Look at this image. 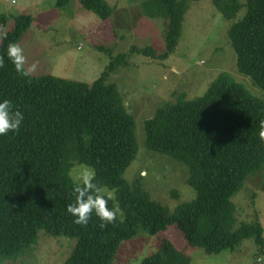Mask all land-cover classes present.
<instances>
[{
	"label": "trees",
	"instance_id": "1",
	"mask_svg": "<svg viewBox=\"0 0 264 264\" xmlns=\"http://www.w3.org/2000/svg\"><path fill=\"white\" fill-rule=\"evenodd\" d=\"M212 2L230 22L227 35L239 73L264 91V0ZM140 3L145 16L168 21L165 51L133 45L129 52L114 54L97 44L111 58L93 83L52 74L18 75L6 48L19 43L34 18L0 13V30L9 26L0 40V99H9L24 116L18 131L0 136V262L25 254L41 230L73 241L64 264H112L122 241L139 232L155 235L171 225L207 254L234 251L249 238L264 251L259 214L251 222H239L233 201L248 178L264 168V145L258 137L264 100L229 72L221 73L200 97L166 102L144 122L147 149L186 165L194 199L172 211L153 199L139 179L130 183L124 177L139 150L137 125L110 77L129 65L133 54L167 59L188 9L187 0ZM81 5L104 20L114 11L107 0H81ZM75 162L92 166L94 183L114 190L108 207L115 204L121 212L103 228L94 214L81 226L66 211L74 202L67 173ZM140 264H191V257L165 239Z\"/></svg>",
	"mask_w": 264,
	"mask_h": 264
},
{
	"label": "rangeland",
	"instance_id": "2",
	"mask_svg": "<svg viewBox=\"0 0 264 264\" xmlns=\"http://www.w3.org/2000/svg\"><path fill=\"white\" fill-rule=\"evenodd\" d=\"M107 1L114 8L107 20L82 7L81 0H69L63 7L57 5L59 0H0V13L33 16L32 25L18 43L26 57L25 66L32 69L31 75L52 74L93 83L111 58L97 44L112 48L114 54L129 52L133 45L153 46L158 53L166 49V19L145 16L142 0ZM187 4L181 36L167 59L130 55L129 65L112 73L109 81L116 83L137 125L139 150L124 177L130 183L139 179L153 199L172 211L180 203L194 199L195 191L187 183L188 168L184 163L147 149L143 129L146 119L180 96L200 97L224 72L264 100V91L238 71L227 35L230 22L212 0H187ZM5 31L0 30V40ZM78 164L75 162L74 167ZM233 201L239 222L253 221L257 212L264 227V168L248 178ZM165 239L189 255L191 264H264V251L253 238L243 240L234 251L207 254L203 248L188 244L176 225L155 235L139 232L122 241L112 264H140ZM72 242L68 237L50 236L41 230L37 243L25 254L0 264H64Z\"/></svg>",
	"mask_w": 264,
	"mask_h": 264
},
{
	"label": "clouds",
	"instance_id": "3",
	"mask_svg": "<svg viewBox=\"0 0 264 264\" xmlns=\"http://www.w3.org/2000/svg\"><path fill=\"white\" fill-rule=\"evenodd\" d=\"M5 55L18 75L31 77L32 69L25 66L26 57L17 43H9ZM23 119V113L19 109H14L9 99H0V136L18 131ZM258 129L259 141L264 145V119L258 121ZM67 175L72 182L71 193L74 202L66 206V211L73 217L74 224L87 225L93 214L101 221L99 225L101 228L116 219L121 212L120 208L115 204L108 207L109 201H114L115 193L105 186L94 183L96 171L92 166L78 164L70 169Z\"/></svg>",
	"mask_w": 264,
	"mask_h": 264
}]
</instances>
